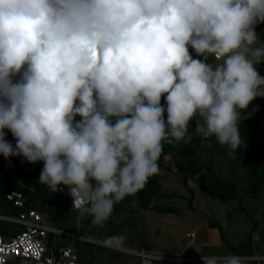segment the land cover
Returning a JSON list of instances; mask_svg holds the SVG:
<instances>
[{
	"label": "clouds",
	"instance_id": "9594fccd",
	"mask_svg": "<svg viewBox=\"0 0 264 264\" xmlns=\"http://www.w3.org/2000/svg\"><path fill=\"white\" fill-rule=\"evenodd\" d=\"M260 23L264 0H0V155L43 161L38 182L102 226L159 174L162 141L193 139L194 117L201 142L243 145L241 110L264 97Z\"/></svg>",
	"mask_w": 264,
	"mask_h": 264
},
{
	"label": "trees",
	"instance_id": "16d2710c",
	"mask_svg": "<svg viewBox=\"0 0 264 264\" xmlns=\"http://www.w3.org/2000/svg\"><path fill=\"white\" fill-rule=\"evenodd\" d=\"M263 25L264 23H260L256 30L260 31ZM189 53L194 59H200V56L191 47H189ZM161 105L167 107L165 96L161 97ZM243 116L248 117L239 124L243 145L235 152L226 145L218 143L214 137L211 138V141L201 142V138L195 134L191 141L182 139L170 144L162 142V153L157 162L160 168L159 174L151 177L145 187L136 195L126 197L123 200L128 212L130 211V215H135L134 206L138 204L145 211L170 213L182 217L184 214L182 208L155 202L156 199L166 196L163 191L166 178L169 175H177L191 195L188 198L189 204L194 193H197V196L204 195L221 203L231 204L226 218L236 222L235 229L237 232L242 231L241 234L236 233L233 240H229L228 230H225L219 222L213 219L206 220V230L216 229L220 237V242L216 245L225 247L222 254L217 255L218 257L226 255L254 256L255 254L264 256V114L257 111L253 114L251 111ZM164 117H167L166 112ZM76 119L79 120L80 118L76 117ZM19 159V156H13L6 160L3 155H0V216L3 217H18L22 212L35 210L33 197L36 196L40 197L43 204L46 203L48 206L56 204L62 198L58 191L53 192L46 185L38 182L40 173L38 175L35 169L31 172L23 169ZM240 183L243 186L242 191L239 187ZM11 191H17L23 195L24 204L21 207L14 206L7 199V195ZM122 208L125 207L119 204L115 205L112 216L105 222L117 231L122 229L126 221L131 220L128 218L129 216H125L124 220L118 223L112 222V217L120 214ZM78 219L79 225H82V219L79 216ZM83 219L85 225L91 224V217ZM14 226H19L24 230L23 225L0 218V234L4 238L13 237L23 231L15 233ZM130 226L133 229L137 227L132 220ZM132 234L138 240L132 244L128 243L127 247L123 246L124 249L134 251L153 249L150 241L140 237L139 232L136 233L133 230ZM53 235L57 234L49 235L48 246L53 252L59 253L58 247L61 246L56 247L57 241ZM81 235L87 237L86 234L81 233ZM77 239L93 246L104 247L85 238H76L73 242ZM101 241L104 242V240ZM70 246L73 248V243L62 248ZM75 253L81 262L79 251ZM129 254L131 253L115 250L108 259L112 262L120 263L122 261L121 263L125 264L124 261L126 260H122V258L129 256ZM81 263L89 264L87 262Z\"/></svg>",
	"mask_w": 264,
	"mask_h": 264
},
{
	"label": "rangeland",
	"instance_id": "374dc122",
	"mask_svg": "<svg viewBox=\"0 0 264 264\" xmlns=\"http://www.w3.org/2000/svg\"><path fill=\"white\" fill-rule=\"evenodd\" d=\"M256 32L260 37L262 34L261 32L264 33V25L260 31L256 30ZM260 39L262 40L263 36H261ZM26 67L27 66L25 65L24 69L21 70V73L14 75L13 82H18L22 78V73L26 70ZM258 67H262L258 73L260 76L264 77V62L258 65ZM254 108L258 109L257 112H262L264 114V97H257L254 99L246 110H241V115H247ZM164 118L165 120L167 119V117ZM4 131L6 133V139L13 145V147H15L17 142L16 138L8 129H5ZM19 158L18 161L23 169L28 172L35 169L38 175L41 173L44 167L43 161L30 164L22 156H19ZM226 162H228L227 159ZM239 187H243L241 183ZM241 188L240 190L242 191L243 188ZM163 191L166 196L156 199L155 202L182 208L184 210L183 216L179 217L176 214L170 213H157L151 210L145 211L142 210L138 204L134 206L135 215L131 216L125 203L121 201L118 204L125 208H122L123 210L120 214L112 217V222L118 223L119 221L124 220L125 216H129L128 218H131L132 222H135L137 226L135 227L136 229H133V227L130 226L131 220L126 221L122 229L119 231L114 230L105 223L102 226H92V224H86V226L84 224V219H82V225H79L78 212L72 208L70 201L63 197L56 204L51 206L46 205V203L43 204L40 197H33L34 209L43 217L45 224L54 226L62 231L63 234L59 236L53 235L54 239L57 241L56 247L72 245L73 243L75 252L79 251L81 262H87L89 264L123 263H121L122 261H120V263L112 262L108 259L112 256L115 250L119 249L114 247L106 248V246L100 248L98 245L93 246L80 239L73 242V234L81 232L82 234L91 237L94 241L105 240L110 236L123 234L125 235L126 240L121 246H119V248H125L123 246L127 247L128 243L132 244V242L138 240L136 236L132 234L134 230L136 233L139 232L140 237L144 240L150 241L153 251L160 253L163 256L177 257L184 255L190 256L193 254L195 256L203 255L212 257L222 254L225 247H219L216 245L220 242V237L218 236L216 229H209V231L206 230V220L213 219L219 222L225 230H228L227 233L229 240H233L236 233H242L241 230L237 232V229H235L237 225L235 221L226 218V214L230 210L231 204L221 203L204 195L197 196V193L193 194L191 203L189 204L188 198L191 195L185 189L181 179L177 175H169L166 178ZM0 217L2 218L3 216ZM14 227L15 233L23 230L19 226ZM192 233H195V237L188 236V234ZM122 260H126L124 261L125 264H141V259L134 254H129V256L126 257L123 256ZM190 262L192 261L184 263L183 261L154 260L153 264H204V262L201 261ZM245 264L254 263L245 262Z\"/></svg>",
	"mask_w": 264,
	"mask_h": 264
},
{
	"label": "built area",
	"instance_id": "2783aa9c",
	"mask_svg": "<svg viewBox=\"0 0 264 264\" xmlns=\"http://www.w3.org/2000/svg\"><path fill=\"white\" fill-rule=\"evenodd\" d=\"M259 25V24H258ZM256 26V28L258 27ZM202 59V57H200ZM198 117H194L189 121V133L195 134L196 120ZM176 140H172L174 142ZM163 143H172L167 140ZM58 192L63 198H69L71 193L69 189L64 185L59 186ZM8 200L14 206H22L24 204V197L20 192L11 191L7 195ZM73 202V198H71ZM1 218V217H0ZM4 220L19 223L24 226V230L21 233H17L13 237L4 238L0 234V264H86L81 263L78 260L76 253L70 246L68 248H60L59 253L53 252L48 246L47 237L49 233L59 234L60 231L52 226L45 224L41 215L31 210L20 214L18 217H2ZM1 218V219H2ZM76 238H85L86 240L93 241L90 237H84L81 233L73 235ZM190 237H195V233L188 234ZM100 245H104L101 240L95 241ZM113 248V247H112ZM125 252H129L138 256L141 259L142 264H153L154 260H171V261H183L187 263L189 261L204 262L202 258L195 257L193 255L184 256H163L153 250H128L124 248L114 247ZM246 258L245 262H252L254 264H264V256L255 254L254 256H241ZM187 259V260H186ZM190 262V263H192Z\"/></svg>",
	"mask_w": 264,
	"mask_h": 264
},
{
	"label": "crops",
	"instance_id": "0c3cea01",
	"mask_svg": "<svg viewBox=\"0 0 264 264\" xmlns=\"http://www.w3.org/2000/svg\"><path fill=\"white\" fill-rule=\"evenodd\" d=\"M261 36H263V39H262L261 41H264V34H261V35H260V38H261ZM261 68H262V67H261ZM261 68L257 66L256 70L259 71V70H261ZM58 230H59V229H58ZM59 231H60V233L57 234L58 236L61 235V234H63L61 230H59ZM51 234H54V233H49V234H48V237H47L48 245H49V235H51ZM62 247H63V246L58 247V249H60V248H62ZM58 249H57V250H58Z\"/></svg>",
	"mask_w": 264,
	"mask_h": 264
}]
</instances>
